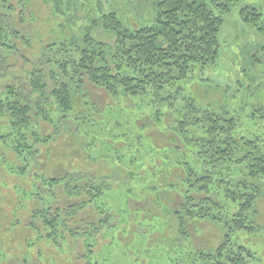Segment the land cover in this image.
Returning <instances> with one entry per match:
<instances>
[{"label": "trees", "instance_id": "trees-1", "mask_svg": "<svg viewBox=\"0 0 264 264\" xmlns=\"http://www.w3.org/2000/svg\"><path fill=\"white\" fill-rule=\"evenodd\" d=\"M150 1L125 0L137 12L126 23L92 0H0V264H98L106 231L119 224L107 193L130 179L121 159L98 149L99 133L141 107L164 135L161 118L175 119L161 108L176 107L179 83L216 67L224 15L238 0H156L152 9ZM150 12L152 22L138 26V13ZM240 17L264 34L258 8ZM179 113L176 132L196 163L154 169L162 195L179 200L177 231L187 235L196 221L221 226L222 243L201 258L249 264L232 237L258 229L264 138L238 134L235 118L194 100ZM220 195L238 208L223 210Z\"/></svg>", "mask_w": 264, "mask_h": 264}, {"label": "rangeland", "instance_id": "rangeland-1", "mask_svg": "<svg viewBox=\"0 0 264 264\" xmlns=\"http://www.w3.org/2000/svg\"><path fill=\"white\" fill-rule=\"evenodd\" d=\"M155 1H150L151 9ZM92 2L101 4L106 13L116 11L126 23L137 13L125 5V0ZM232 2L231 13L224 15L225 24L219 36L220 58L216 67L179 83L183 90L176 107L170 110L169 103H166L161 108L163 113L171 111L175 119L164 122L166 117L161 118L160 132L164 135L157 133L154 126L145 124L144 112L139 111L141 107L137 108L135 115L119 119V127L116 126L117 119L112 117L105 131L99 133L98 137L105 140L98 149L115 162L121 159L122 166L129 170L130 179L107 193L106 200L119 224L106 231V240L97 255L98 264H211L202 259L201 254L213 253L222 243L224 229L206 221L193 222L187 235L179 234L175 220L179 200L162 195L167 188L158 187L161 185L160 176L154 169H170L186 162L195 165L196 149L188 144L186 135L176 132L179 112L190 100L200 107L235 118L238 134L250 139L255 136L264 138V34L240 17L245 6L258 8L264 16V0ZM150 14L144 19L145 14L138 13V26L149 25L155 12ZM159 108L153 106L149 112H156ZM151 183L153 188L147 190ZM219 201L223 210L228 212H234L239 205L226 200L224 195H220ZM257 212V231L253 234L236 232L232 237L233 250L245 247L251 253L249 264H264V198L258 203Z\"/></svg>", "mask_w": 264, "mask_h": 264}]
</instances>
